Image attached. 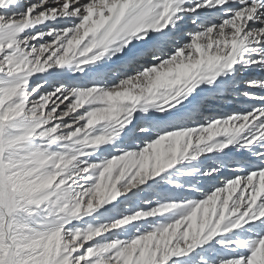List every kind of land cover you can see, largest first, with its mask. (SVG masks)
<instances>
[{"label": "snow or ice", "instance_id": "1", "mask_svg": "<svg viewBox=\"0 0 264 264\" xmlns=\"http://www.w3.org/2000/svg\"><path fill=\"white\" fill-rule=\"evenodd\" d=\"M0 264H264V0H0Z\"/></svg>", "mask_w": 264, "mask_h": 264}]
</instances>
